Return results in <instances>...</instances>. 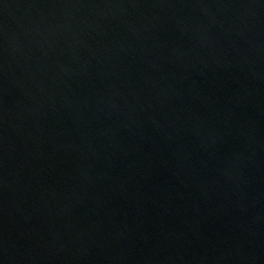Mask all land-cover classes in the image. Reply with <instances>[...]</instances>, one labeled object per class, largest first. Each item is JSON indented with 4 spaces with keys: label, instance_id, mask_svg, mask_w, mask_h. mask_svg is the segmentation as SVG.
I'll use <instances>...</instances> for the list:
<instances>
[{
    "label": "water",
    "instance_id": "obj_1",
    "mask_svg": "<svg viewBox=\"0 0 264 264\" xmlns=\"http://www.w3.org/2000/svg\"><path fill=\"white\" fill-rule=\"evenodd\" d=\"M0 264H264V0H0Z\"/></svg>",
    "mask_w": 264,
    "mask_h": 264
}]
</instances>
